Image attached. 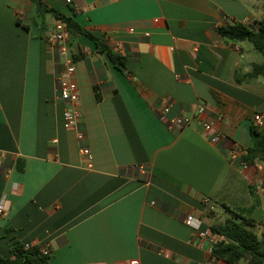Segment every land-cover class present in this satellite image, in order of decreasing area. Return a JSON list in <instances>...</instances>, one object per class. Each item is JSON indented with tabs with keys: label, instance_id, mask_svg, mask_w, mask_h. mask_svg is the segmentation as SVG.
Masks as SVG:
<instances>
[{
	"label": "crops",
	"instance_id": "crops-1",
	"mask_svg": "<svg viewBox=\"0 0 264 264\" xmlns=\"http://www.w3.org/2000/svg\"><path fill=\"white\" fill-rule=\"evenodd\" d=\"M44 1L125 55L127 70L73 37L82 116L65 128L63 60L48 42L55 18L41 29L31 0H0V256L19 240L47 248L51 264H206L199 232L228 218L226 207L264 231V162L245 168L229 154L235 143L246 153L264 112V75L244 76L264 56L217 29L256 26L264 0ZM164 99L171 115L199 105L201 121L222 114L226 137L210 142L196 121L170 127L159 117Z\"/></svg>",
	"mask_w": 264,
	"mask_h": 264
},
{
	"label": "trees",
	"instance_id": "trees-1",
	"mask_svg": "<svg viewBox=\"0 0 264 264\" xmlns=\"http://www.w3.org/2000/svg\"><path fill=\"white\" fill-rule=\"evenodd\" d=\"M31 2L34 21L41 29L48 27L46 16L50 14L56 21L61 20L65 23L72 38L88 37L95 43L99 52L105 53L110 58L115 67L123 72L127 70L126 56L74 17L49 6L44 0H31ZM217 29L224 39L234 42L248 41L264 56V19L258 20L256 26L237 21L219 26ZM258 75H264V62L254 65L253 70L244 76L252 78ZM242 160L247 163L264 162V126L255 124L251 126V143ZM226 210L231 215L225 221L211 225L212 231L219 236L213 247V255L227 264H240L242 260H245L246 264H264V231L258 230L254 219L242 216L228 207ZM11 252L12 256H0V264H51L50 254L44 253L43 248L37 244L27 245L15 240Z\"/></svg>",
	"mask_w": 264,
	"mask_h": 264
},
{
	"label": "built area",
	"instance_id": "built-area-1",
	"mask_svg": "<svg viewBox=\"0 0 264 264\" xmlns=\"http://www.w3.org/2000/svg\"><path fill=\"white\" fill-rule=\"evenodd\" d=\"M72 2V0H66ZM72 37L68 31L66 25L61 20L55 22V26L52 32L48 35V42L51 46L55 47L57 56L61 58L63 62L60 63L63 67L56 75L57 81V94L58 97L65 104L63 117L64 126L67 129L75 128L80 122L82 112L80 109V92L77 82L74 80V74L76 72V65L73 58V52L71 49ZM172 105L169 100L164 99L162 101V107L159 109L160 120L166 122L170 127L184 128L192 124L194 121L199 122L203 126V132L207 136L208 140L214 144L218 143L222 138L226 137L225 132L221 129V123L224 119L222 114H216L211 119L201 121L200 116L204 114L207 109L204 105H199L191 114H174L171 115ZM253 123L257 126H264V112L257 111L253 117ZM83 134L79 133V137ZM57 141V140H55ZM81 153L84 156L86 167H93V154L88 147H83ZM233 158L241 160V164L248 168L251 165L260 167L259 161L254 163H247L242 160V156L245 154L243 148L238 144H234L229 153ZM264 190V186L261 187ZM203 203L207 206L208 212L213 213L216 209V205L212 198L205 196ZM5 213V209L2 203H0V215ZM195 216L189 214L185 218V223L188 225L193 224ZM201 238L205 239L209 245L208 250L210 253L206 264H215L216 257L213 255V247L216 244L219 236L215 234L211 226L205 230L199 232ZM27 245L30 243H26ZM44 253H49L47 248H43ZM130 264H138L137 260L132 261Z\"/></svg>",
	"mask_w": 264,
	"mask_h": 264
},
{
	"label": "rangeland",
	"instance_id": "rangeland-1",
	"mask_svg": "<svg viewBox=\"0 0 264 264\" xmlns=\"http://www.w3.org/2000/svg\"><path fill=\"white\" fill-rule=\"evenodd\" d=\"M219 219L221 220V221H225V216L223 215V214H219ZM257 222V221H256ZM260 222H257V227H260ZM247 262L245 261V260H242L241 262H240V264H246Z\"/></svg>",
	"mask_w": 264,
	"mask_h": 264
}]
</instances>
